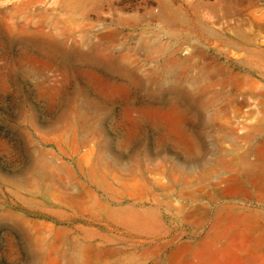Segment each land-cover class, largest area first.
Returning <instances> with one entry per match:
<instances>
[{
  "label": "rangeland",
  "instance_id": "374dc122",
  "mask_svg": "<svg viewBox=\"0 0 264 264\" xmlns=\"http://www.w3.org/2000/svg\"><path fill=\"white\" fill-rule=\"evenodd\" d=\"M0 264H264V0H0Z\"/></svg>",
  "mask_w": 264,
  "mask_h": 264
},
{
  "label": "bare ground",
  "instance_id": "6f19581e",
  "mask_svg": "<svg viewBox=\"0 0 264 264\" xmlns=\"http://www.w3.org/2000/svg\"><path fill=\"white\" fill-rule=\"evenodd\" d=\"M176 34V33H175ZM170 37V36H169ZM163 44V43H162ZM161 44V45H162ZM166 48V47H165ZM177 49V48H176ZM179 50V49H178ZM172 55V54H171ZM177 57V56H176ZM166 59H168V58H166ZM159 60V59H158ZM173 60V59H172ZM179 61V60H178ZM169 62V61H168ZM170 64V63H169ZM190 70V69H189ZM155 73H156V71H155ZM191 73V72H190ZM163 76V75H162ZM149 79H150V76H149ZM153 79V78H152ZM160 79H162V77L160 78ZM163 80V79H162ZM160 82H163V81H160ZM207 90V89H206ZM261 127V126H260ZM137 218V217H136Z\"/></svg>",
  "mask_w": 264,
  "mask_h": 264
}]
</instances>
